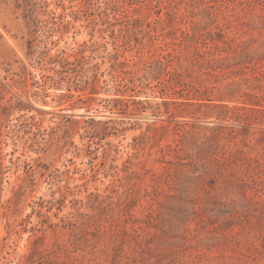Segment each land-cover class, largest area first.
I'll return each mask as SVG.
<instances>
[{
    "label": "rangeland",
    "instance_id": "374dc122",
    "mask_svg": "<svg viewBox=\"0 0 264 264\" xmlns=\"http://www.w3.org/2000/svg\"><path fill=\"white\" fill-rule=\"evenodd\" d=\"M0 264H264V0H0Z\"/></svg>",
    "mask_w": 264,
    "mask_h": 264
}]
</instances>
